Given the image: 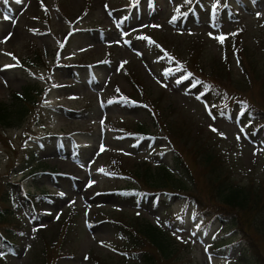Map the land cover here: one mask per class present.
<instances>
[{"label":"rangeland","instance_id":"obj_1","mask_svg":"<svg viewBox=\"0 0 264 264\" xmlns=\"http://www.w3.org/2000/svg\"><path fill=\"white\" fill-rule=\"evenodd\" d=\"M193 1L0 0V99L35 87L21 122L0 127V196L7 179L36 191L34 207L17 199L27 234L0 250V262L144 264L119 227L143 220L176 243L164 264H245L226 242L237 238L233 229L202 218L185 197L142 198L131 187L146 164L170 158L153 112L184 150L190 185L203 188L195 157L203 143L239 181L264 177V128L235 103L264 105V0H230L233 14H217L224 0H207L189 17ZM194 69L205 82L187 80ZM205 85L215 90L196 88Z\"/></svg>","mask_w":264,"mask_h":264},{"label":"trees","instance_id":"obj_2","mask_svg":"<svg viewBox=\"0 0 264 264\" xmlns=\"http://www.w3.org/2000/svg\"><path fill=\"white\" fill-rule=\"evenodd\" d=\"M206 1L196 0L193 7L185 10L186 14L191 16V10L198 4L203 5ZM230 8V0H224V4L217 11V14L224 11L233 14ZM34 55L35 57L38 56L40 60L44 56L40 49H36ZM198 56L199 52L197 59ZM35 57L34 60L37 58ZM30 59L28 57L25 61L29 63ZM239 60L241 63L243 62L240 57ZM41 63L46 64L43 61ZM178 64H181V62L178 61ZM198 65L200 66L198 67ZM194 67L204 72L201 62L197 60L194 62ZM196 69L187 75V80H195L196 83L202 84L205 82L200 74L202 72H197ZM34 88V85H28L21 92L14 93L10 103L0 99V127H10L21 122L33 105L34 101L31 97ZM196 88L200 91L215 90L207 85ZM40 91L41 88L36 93H40ZM122 97L127 99L126 96ZM235 103L250 123L255 124L256 127L264 128V105L245 101V99L237 100ZM153 115L160 130L166 133L164 135L167 137L169 144L170 158L167 162H162L156 167L151 163L146 164L142 174L143 181L138 179L139 173H135L136 176H130V180L134 184L131 187L134 189L135 194L147 198L158 191L168 195L185 197L187 203L197 206L199 210L197 213L201 217L209 222H220L235 231L237 237L235 241L226 242L231 247L238 248L240 253L246 256L245 264H264V177L261 175L258 179L251 178L246 182L239 181L223 153L214 149L211 145L203 143V145L198 144L201 148L195 151L196 162L200 161L201 172H203V188L199 189L195 184L190 185L191 183L188 182H191L192 173L186 162L184 150L174 145L173 140L167 135L166 125L158 120L154 112ZM138 131L147 134L146 129L142 127ZM170 136L174 137V135ZM178 170L181 174L176 175L178 176L177 179L173 180V174L175 175V171ZM31 172L33 176L40 173ZM157 172H159L158 176ZM185 177L190 178L187 181L184 179ZM169 186L173 187V190L165 188ZM192 188H194L193 191ZM187 189L188 191L184 193ZM182 190L184 191L182 192ZM200 191L206 197L201 195ZM35 196L18 182H11L10 179L5 182L0 196L4 203L3 206L0 205V250L2 252H9L16 247L18 248L23 237L27 234L22 223L17 222L18 214L14 213V208L18 207L19 204L17 199L21 204L26 202L35 204ZM33 212L35 213V208ZM119 224L122 237L128 242L141 247L144 264H164L177 249L173 248L176 243L168 231L150 221L140 220L132 227L122 222ZM0 264H7V262L3 261Z\"/></svg>","mask_w":264,"mask_h":264},{"label":"snow or ice","instance_id":"obj_3","mask_svg":"<svg viewBox=\"0 0 264 264\" xmlns=\"http://www.w3.org/2000/svg\"><path fill=\"white\" fill-rule=\"evenodd\" d=\"M5 2H6V0H5ZM6 19L8 18V17H5ZM221 42H223V40H224V37L223 36H221V37H219L218 38ZM215 130V129H214Z\"/></svg>","mask_w":264,"mask_h":264}]
</instances>
